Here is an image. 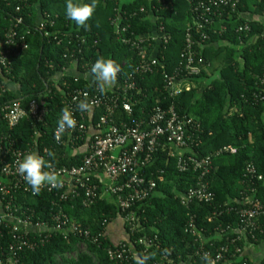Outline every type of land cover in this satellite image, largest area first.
<instances>
[{
  "label": "trees",
  "instance_id": "obj_1",
  "mask_svg": "<svg viewBox=\"0 0 264 264\" xmlns=\"http://www.w3.org/2000/svg\"><path fill=\"white\" fill-rule=\"evenodd\" d=\"M68 2L27 0L23 4L21 0H0V35L11 29L17 18H21L23 24L18 27V33L24 35L28 45L27 51L12 61L9 74L0 72V136H10L17 148L28 154L35 152L41 156L47 150L48 160L55 165L73 167L79 166L83 154H70L68 146L57 147L53 133L62 110L66 109L67 93L74 89L93 91L83 79L81 68L84 64L93 66L98 59H111L120 67L119 82L122 83L123 76L134 69L137 61L136 53L122 45L114 35L111 19L115 13L135 14L121 24L126 28V35L149 36L153 32V23H162L169 36L168 43L160 47L167 73L177 67L184 34L190 29L192 17L185 0H94L96 7L92 16L85 22L86 26H80L67 18L65 7ZM71 2L83 4L93 0ZM140 9H143L142 13ZM242 14L249 18L251 27L247 37L235 33V26L244 21V17L240 18ZM44 19L46 37L33 30L34 25ZM261 19H264V0H237L231 19H222L227 24L225 34L208 33V39L204 40L194 35V52L201 63L200 74L190 81L189 91L169 97L166 82L159 72L137 79V90L129 102L130 114L123 110L122 101L117 103L116 124L143 122L156 107H173L179 117L190 118L198 126L191 133L194 144L190 153L199 157L212 154V168L206 177L209 191L214 196L211 204H181L180 196L195 187L198 176L191 170H177L176 158L170 156V153L176 152L165 141H162L151 163L142 170L146 179L156 183V189L149 198L132 208L140 230L135 236H130V242L156 236L159 244V250L148 249L146 255H139L143 264H152L162 252L170 253L164 264L188 262V255L199 248L186 231L190 218L196 228L202 230L207 241L202 248L207 247L209 242L219 247L224 243L218 237L220 230L226 225L237 227L239 220L236 213L242 208L241 199L251 197L254 186V195L264 203V93L262 100L253 97L262 89L259 78L264 75V39L251 42L255 33L264 30ZM26 28H32L28 35H25ZM149 44L144 47L146 57L156 48L152 41ZM74 62H77V70L80 71L77 75L68 72ZM123 63L125 66H122ZM15 101H19L24 108L31 101L36 102L45 112L43 122L24 119L15 127L7 126L1 110ZM101 114V110L93 112V125ZM227 146L235 148L236 153L216 155L217 151ZM248 166L254 168L256 176L261 177L259 182L250 179L246 173ZM0 182L3 185L9 183L2 177ZM18 193L16 205L32 211L34 222L51 223L50 216L61 210L74 223L87 227L94 234L107 231L122 216L112 197L84 209L79 199L69 198L61 202L59 197L64 191L59 189L43 190L38 195ZM123 228L128 233L127 227ZM9 241L7 238L0 244V254L7 253ZM78 243L79 240L72 236L66 240L53 236L43 247L21 254L20 264H94L93 258L97 264H115L103 251V247L111 246L109 239L102 240L101 249L88 246V256L78 255L74 261L63 259V255L72 253ZM239 245L241 252L233 258L232 264H264V220L259 222L254 239L247 237ZM255 247L262 248V257L257 263L245 254L246 249ZM144 248L137 246L136 250L139 252Z\"/></svg>",
  "mask_w": 264,
  "mask_h": 264
},
{
  "label": "built area",
  "instance_id": "obj_2",
  "mask_svg": "<svg viewBox=\"0 0 264 264\" xmlns=\"http://www.w3.org/2000/svg\"><path fill=\"white\" fill-rule=\"evenodd\" d=\"M185 1L190 6L192 23L184 34L177 67L171 73L164 71L163 57L160 55V47H164L169 41L162 23H153V32L149 36L126 35V28L121 24L135 14L115 13L111 19L114 35L122 45L136 53L137 61L134 69L123 76L122 83L119 82V72L114 82L102 83L98 82L95 74L91 72L92 66L84 64L81 74L93 91L91 93L90 90L74 89L67 93L66 109L71 111L75 125L65 128L61 133H58L56 128L53 133V141L57 147L68 146L70 150L83 154L80 164L73 167L58 166L48 160L47 150L41 155L50 165L42 171L55 174L58 183L46 184L40 191L63 190L64 193L59 197L61 202H66L69 198L79 199L84 209L94 206L99 200L112 197L122 213L118 219L128 229V233L125 232L126 238L113 241L106 231L93 234L87 227L83 228L74 223L61 210L50 216L51 223L34 222V213L23 208L22 205H16L15 202L19 191L33 195L30 186L25 183L19 172V164L28 152L19 150L10 136L1 135L0 177L8 180L9 183L3 185L0 182V244L7 238L10 241L7 243V253L0 254V264H20L21 254L43 247L53 236L62 237L64 240L72 236L79 240L72 253L63 255L62 258L68 261L76 260L78 255H90L88 246L101 249L102 240L106 239L110 240L111 246L103 247V251L108 260L115 264H133L134 261L139 262V255H146L148 249L159 250L156 236L141 237L133 242H130V236H135L140 230V224L132 211L133 206L145 201L156 189V183L152 179H146L142 170L151 163L162 141L167 142L176 152V154L170 153V156L176 158V168L179 172L191 170L198 176L195 187L180 196L181 204L188 206L193 202L204 204L213 202L214 196L206 182V177L212 168V154L199 157L190 153L194 144L191 133L198 128L192 119L179 117L173 107H156L146 121H131L127 124L114 122L119 100L122 101L123 110L128 114L131 113L129 102L133 99L132 94L137 90V79L143 75L160 72L171 98L183 91H189L190 81L200 74L201 63V60H197L195 56L194 35L204 40L208 39V33L219 36L225 34L227 24L223 23L222 19H231L237 5V0ZM21 2L24 4L27 0ZM139 12L142 13L143 9ZM240 18L244 21L235 26V33L247 37L251 33L249 19L243 14ZM261 20L264 22V19ZM45 21L44 19L33 27L34 31L43 33V37L47 36ZM214 21L220 23H213ZM22 22L21 18H17L14 26L0 35V72L6 75L10 73L12 61L21 57L28 49L24 35L18 33V27L23 24ZM262 25L264 27V23ZM31 30L32 28H26L25 35ZM263 39L264 30H261L253 35L251 42L255 43ZM149 41L155 43L156 48L146 57L144 47L150 45ZM94 43L96 44L97 41ZM239 44L242 45L241 40ZM122 66H125V63ZM68 72H80L77 70V62H74ZM259 81L262 89L253 97L262 100L264 75ZM82 101L89 104V108L85 111L79 108ZM95 110H101L102 114L93 125L91 122ZM1 112L3 121L9 127H15L24 119L42 123L45 116L44 110L34 101L28 103L25 108L19 101H15L4 106ZM222 153L235 154L236 149L230 146L223 147L216 152V155ZM246 173L256 182L261 180L251 166L246 168ZM251 192V197L241 199L242 208L236 213L239 220L237 227L226 225L220 230L218 237L224 243L219 247H214L213 243L209 242L207 247L202 248L207 242L203 238L202 230L196 228L192 218L187 221L186 231L199 244V248L188 255V262H181L182 264H232L233 258L241 252L240 242L247 237L254 239L259 222L264 220V203L254 195L255 186ZM215 215L214 212L213 216ZM137 246L145 248L138 252ZM169 254L162 252L152 264H164ZM205 255L207 260L204 259ZM93 261L97 264L95 258Z\"/></svg>",
  "mask_w": 264,
  "mask_h": 264
},
{
  "label": "clouds",
  "instance_id": "obj_3",
  "mask_svg": "<svg viewBox=\"0 0 264 264\" xmlns=\"http://www.w3.org/2000/svg\"><path fill=\"white\" fill-rule=\"evenodd\" d=\"M95 2L92 3H72L71 0L66 4L65 14L68 19L74 21L77 25L86 26L85 22L92 16L95 10ZM120 71V67L111 59H98L91 68V72L95 74L98 82L111 83L115 81L116 74ZM81 111L89 108L87 102L79 104ZM75 125V120L72 117L71 111L67 109L62 110L61 118L57 122V132L61 133L65 128H71ZM51 158V154H49ZM50 165L46 160L37 155L35 152L25 156L23 161L19 164V172L22 175L25 183L30 186L33 195L40 193L41 187L49 184L55 185L58 183L57 176L48 171H42ZM144 259H147L146 257ZM207 260V255L204 257ZM143 264V260L140 261Z\"/></svg>",
  "mask_w": 264,
  "mask_h": 264
},
{
  "label": "crops",
  "instance_id": "obj_4",
  "mask_svg": "<svg viewBox=\"0 0 264 264\" xmlns=\"http://www.w3.org/2000/svg\"><path fill=\"white\" fill-rule=\"evenodd\" d=\"M249 19V18H248ZM69 74L72 75H77V73L71 72ZM79 77V76H78ZM14 89V87H13ZM86 143L88 142V140L85 141ZM70 154H76V151H72L70 150ZM119 223V222H118ZM121 225V223H119ZM113 228H112V227ZM107 235L109 236V238L113 241H118V240H122L120 237H122V235H124L123 238H126L125 236V232L124 229L122 228V226L119 227L118 225V229L115 231V227L114 224L112 223L108 228H107ZM124 240V239H123ZM245 254L248 256V258H250L251 261H254L255 263L259 262L261 257H262V248H249L245 250Z\"/></svg>",
  "mask_w": 264,
  "mask_h": 264
},
{
  "label": "rangeland",
  "instance_id": "obj_5",
  "mask_svg": "<svg viewBox=\"0 0 264 264\" xmlns=\"http://www.w3.org/2000/svg\"><path fill=\"white\" fill-rule=\"evenodd\" d=\"M121 223V225L119 224V223ZM114 227H115V231L118 229V225H119V227L120 226H122V228H123V224H122V222L118 219L117 221H115L114 223ZM112 227V226H111ZM113 228V227H112ZM124 229V228H123ZM124 237V235H122V237H120L121 239H125V238H123Z\"/></svg>",
  "mask_w": 264,
  "mask_h": 264
}]
</instances>
